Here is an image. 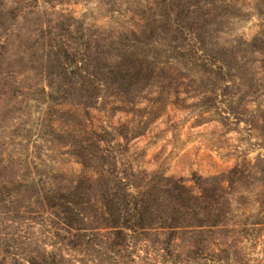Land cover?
<instances>
[{"label": "rangeland", "instance_id": "1", "mask_svg": "<svg viewBox=\"0 0 264 264\" xmlns=\"http://www.w3.org/2000/svg\"><path fill=\"white\" fill-rule=\"evenodd\" d=\"M36 1L42 3L0 0V205L13 197L21 211L8 215L0 209V232L6 234L2 228L12 216L17 221L27 216L25 210L41 212L36 197L42 188L62 187L82 171L71 155L73 134L104 128L119 172L182 178L194 192V176L218 182L210 192L219 214L208 244L130 243L139 249L134 264H264L261 56L254 55L251 66L227 82L192 83L180 76L167 91L141 83L115 98L103 89L94 108L83 104L85 91L59 88L61 80L73 77V63H66L64 77L50 61L67 51L78 60L75 80L85 87L87 55L129 48L133 30L145 33L137 35L141 47L156 44L161 51L179 45L171 43L177 32L199 33L210 47L216 37L249 41L264 27V0H123L111 18L94 9H106L108 0H62L54 10L75 18L72 27L42 31L30 13ZM79 135L89 145L86 133Z\"/></svg>", "mask_w": 264, "mask_h": 264}, {"label": "trees", "instance_id": "2", "mask_svg": "<svg viewBox=\"0 0 264 264\" xmlns=\"http://www.w3.org/2000/svg\"><path fill=\"white\" fill-rule=\"evenodd\" d=\"M122 1L108 0L103 12L94 9L111 18ZM60 4L62 0H42L31 6L30 13L36 16L35 25L40 31L72 27L69 21L75 18L54 10ZM4 6L0 4L1 8ZM130 33L133 39L129 48L116 49L105 57L97 49L87 55L84 71L89 78L85 87L75 80L80 75L78 60L70 58L65 50L54 53L50 61L56 63L64 77L66 63L74 65L73 77L61 80L59 88L66 87L76 95L85 91L83 104L94 108L103 89L111 91L115 98L141 83L167 91L171 83L180 82V76L192 83L227 82L244 67H250L254 55L261 56L264 63V27L249 41L216 37L212 47L205 45L199 33L177 32L171 43L179 45L166 51L159 50L156 44L141 47L143 42L138 41L137 35H144V31ZM158 57H163V61ZM256 75L253 70L249 74L251 78ZM84 132L89 145L78 140ZM84 132L73 134L71 154L82 171L62 187L42 188L36 197L41 207L37 216L28 209L23 212L27 216L17 221H13V216L8 218L9 223L2 228L6 234L0 232V264H134L132 257H138L139 249L131 248L130 243L152 239L168 247L177 240L198 245L213 239L219 214L213 206L212 193L215 187L218 189L215 177L194 176L192 182L198 190L194 192L182 178L156 172H119L112 142L107 139L110 133L104 128ZM6 201L0 205L5 213L21 212L13 206V197ZM164 249L169 250H161Z\"/></svg>", "mask_w": 264, "mask_h": 264}]
</instances>
